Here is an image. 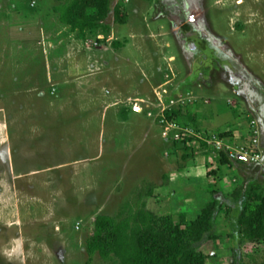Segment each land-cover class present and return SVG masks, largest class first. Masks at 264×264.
Masks as SVG:
<instances>
[{"label":"rangeland","instance_id":"374dc122","mask_svg":"<svg viewBox=\"0 0 264 264\" xmlns=\"http://www.w3.org/2000/svg\"><path fill=\"white\" fill-rule=\"evenodd\" d=\"M32 1L36 12L29 0H0V264L87 263L95 216L135 209L148 184L160 197L143 196L147 207L177 219L197 204L196 185L214 181L199 138L243 118L256 120L261 156L234 169L244 185L264 179V0H119L125 22L111 14L108 32L85 37L58 23L55 1ZM178 104L200 106L205 133L188 145L190 164L170 151L178 127L160 120ZM230 176L224 194L238 182ZM222 219L220 238L200 245L208 264L231 260ZM241 251L262 264L264 245ZM91 264L116 263L96 253Z\"/></svg>","mask_w":264,"mask_h":264},{"label":"trees","instance_id":"16d2710c","mask_svg":"<svg viewBox=\"0 0 264 264\" xmlns=\"http://www.w3.org/2000/svg\"><path fill=\"white\" fill-rule=\"evenodd\" d=\"M30 1L32 0H29V8L36 12V6L30 4L36 1ZM53 1L55 4L51 7L50 13L55 14L61 26L68 28L69 32H74L79 37H85L99 29L108 32L110 27L105 21L111 14L113 22L120 24L125 22L127 16V10L119 0ZM50 26L53 25L50 24ZM189 27V24L184 26L185 29ZM65 34L67 32H64ZM113 46L118 48L121 43L114 41ZM174 97V94L169 95L166 101H172ZM195 105L179 106L178 104V107L165 110L163 116L164 123H173L179 129L177 130L178 138L172 142L171 153L178 155L179 151L183 150L180 158L189 162L188 164L195 155V150L188 146L189 143L196 139L198 136L196 134L204 135L205 133L202 132L195 114L197 112L194 111L195 107L200 108V106ZM243 119L247 121L246 125L241 121L238 128L236 126V128L217 130L206 135L207 141L203 137L199 138L200 148L198 149L203 150L204 155L214 154L213 161L205 164L206 175L214 177V181L206 184V189L203 191L198 189L202 184L196 185L195 195L202 193L198 199H195V202L198 200L197 204L193 202L181 210L177 219L172 211L158 214L148 208L147 203L142 199L146 196L155 198L157 201L156 199L160 197L156 193L157 186L148 184L136 193L137 207L135 209L126 203L118 216L105 214L95 216L91 234L83 245L89 256L85 264H91L92 256L96 253L101 259L112 260L116 264H208L212 255L209 256L201 251L200 245L205 239L216 241L220 238L221 234L216 232L215 227L221 216H224L222 222L232 227V232L227 235L231 243V260L228 264H247L243 261L244 256L255 261L254 255L242 254L241 247L244 244H253L257 248L264 245V179L250 177L244 185L242 181L245 179L234 169V162L246 163V161L231 158L229 155L231 143L243 144L251 153L259 152L255 144L251 145L248 135L254 118ZM241 129L244 131L242 130L233 142L234 132H239ZM216 138L221 145H217ZM212 163H216L213 169ZM222 166L225 167V171L227 169L226 172L219 171ZM229 171L232 172L230 178L233 177V181L238 182L234 183L227 194H224L222 188L226 182L223 183V181L228 178ZM165 179L168 181L167 177ZM166 186L168 184L158 186V189L162 190L163 187L167 188ZM190 215L194 218L190 219L188 217ZM210 264L218 263L210 261Z\"/></svg>","mask_w":264,"mask_h":264},{"label":"built area","instance_id":"2783aa9c","mask_svg":"<svg viewBox=\"0 0 264 264\" xmlns=\"http://www.w3.org/2000/svg\"><path fill=\"white\" fill-rule=\"evenodd\" d=\"M163 121V119L161 120ZM249 135V139H251V145L255 144V146L258 147V139H259V129L256 123V120H252L251 121V130L250 133H248ZM217 145H221V142H216ZM232 147V146H231ZM230 148V152L229 155L231 158H240V159H248L247 161H259L260 156H261V152H253L251 153L243 144H236L235 147H233V149L231 150Z\"/></svg>","mask_w":264,"mask_h":264},{"label":"crops","instance_id":"0c3cea01","mask_svg":"<svg viewBox=\"0 0 264 264\" xmlns=\"http://www.w3.org/2000/svg\"><path fill=\"white\" fill-rule=\"evenodd\" d=\"M67 161H68V162H69V164H70V161H69V160H67ZM67 161H66V162H67ZM74 162H75V161H74ZM64 163H65V162H64ZM62 164H63V163H61L60 165L62 166Z\"/></svg>","mask_w":264,"mask_h":264},{"label":"clouds","instance_id":"9594fccd","mask_svg":"<svg viewBox=\"0 0 264 264\" xmlns=\"http://www.w3.org/2000/svg\"><path fill=\"white\" fill-rule=\"evenodd\" d=\"M255 120V119H254ZM258 137H260V133H259V136ZM243 160H245V159H243ZM245 161H247V160H245Z\"/></svg>","mask_w":264,"mask_h":264},{"label":"water","instance_id":"95a60500","mask_svg":"<svg viewBox=\"0 0 264 264\" xmlns=\"http://www.w3.org/2000/svg\"><path fill=\"white\" fill-rule=\"evenodd\" d=\"M245 160H248V159H245Z\"/></svg>","mask_w":264,"mask_h":264}]
</instances>
